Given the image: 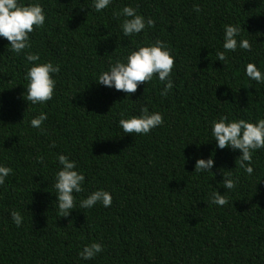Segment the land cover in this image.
Instances as JSON below:
<instances>
[{
    "label": "trees",
    "instance_id": "trees-1",
    "mask_svg": "<svg viewBox=\"0 0 264 264\" xmlns=\"http://www.w3.org/2000/svg\"><path fill=\"white\" fill-rule=\"evenodd\" d=\"M39 2L46 21L24 52L59 64L50 101L25 100L30 64L0 38V164L12 168L0 185V264H264V149L253 152L249 175L239 150L217 148L210 133L221 116L264 118V84L244 74L249 62L264 71V0H113L99 13L91 0ZM125 5L153 26L123 36ZM226 24L241 25L252 49L221 62ZM156 40L175 57L167 96L155 75L131 94L96 81L110 63ZM141 107L164 123L147 135L124 133L118 121ZM41 112L47 119L31 127ZM57 154L76 160L85 176L67 217L55 201ZM209 156L213 174L195 171L196 158ZM223 178L235 187L224 189ZM97 188L111 193V206L79 208ZM215 190L227 204L209 202ZM13 210L24 217L20 227ZM93 241L103 251L82 260L78 252Z\"/></svg>",
    "mask_w": 264,
    "mask_h": 264
},
{
    "label": "clouds",
    "instance_id": "clouds-1",
    "mask_svg": "<svg viewBox=\"0 0 264 264\" xmlns=\"http://www.w3.org/2000/svg\"><path fill=\"white\" fill-rule=\"evenodd\" d=\"M113 0H91L92 9L99 13L109 8ZM198 10V9H197ZM118 15L125 19L120 24L122 35L125 37L135 36L142 33L146 27L151 28L154 21L139 14L137 9L125 5ZM46 13L39 0H0V38H5L10 50L15 54L24 52L31 47L30 34L34 29L44 26ZM241 25L226 24L223 29L224 51L216 53V60L225 61L227 52H235L238 48L251 51L252 44L241 35ZM239 38V39H238ZM25 60L30 64L26 73L27 87L25 88L26 101L32 104H44L54 96L56 87L55 74L60 71L59 64L52 61L37 63L40 60L38 53L24 52ZM175 57L167 48L165 42L156 40L137 46L126 57L110 63L106 71H102L96 81L108 88L123 91L125 94L135 93L141 83H147L155 77L163 83L160 90L161 96H167L173 88L172 70ZM244 74L249 78V83L255 81L264 84V71L255 63L246 64ZM123 115V114H122ZM47 119V114L39 113L30 120V126L39 129ZM164 123L163 115L158 111L149 112L146 107L140 108L139 115H131L118 121L119 127L124 133L147 135L151 130ZM211 137L219 149L230 148L239 150V166L251 175L253 152L264 149V118H258L255 122L237 118L228 120L227 116H221L210 125ZM210 140V141H211ZM42 162L43 158H39ZM58 170L55 173L53 187L55 188V201L60 216L67 217L73 209H77V198L74 195L84 191L85 176L78 170L77 161L70 159L68 155L57 154ZM214 165L211 156L207 159L196 158L194 170L197 172H210ZM12 173V168L0 164V185ZM213 174V173H212ZM223 188L232 190L235 181L231 178H223ZM209 202L216 206H224L228 203L227 196L215 190L211 193ZM97 203L104 207L112 204L110 192L97 188L85 198L80 199L79 208L91 209ZM12 222L20 227L24 217L19 211H11ZM103 251L100 242L93 241L84 245L78 252L82 260H91Z\"/></svg>",
    "mask_w": 264,
    "mask_h": 264
}]
</instances>
